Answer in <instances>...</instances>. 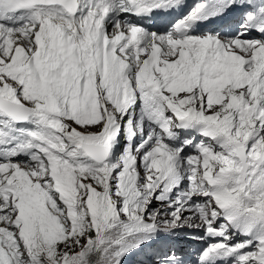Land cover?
<instances>
[{
  "label": "snow or ice",
  "instance_id": "snow-or-ice-1",
  "mask_svg": "<svg viewBox=\"0 0 264 264\" xmlns=\"http://www.w3.org/2000/svg\"><path fill=\"white\" fill-rule=\"evenodd\" d=\"M253 31L264 0H0V264H264Z\"/></svg>",
  "mask_w": 264,
  "mask_h": 264
},
{
  "label": "rangeland",
  "instance_id": "rangeland-1",
  "mask_svg": "<svg viewBox=\"0 0 264 264\" xmlns=\"http://www.w3.org/2000/svg\"><path fill=\"white\" fill-rule=\"evenodd\" d=\"M91 130H97L92 128ZM120 143L116 144L112 149V156L115 158L122 151L124 141L118 137ZM196 230L191 228H177L174 230V235L170 237V242L176 246L177 249L183 252H192L193 249L201 246V241L194 239ZM83 242V241H82ZM144 253L134 251L130 253L122 262V264H144Z\"/></svg>",
  "mask_w": 264,
  "mask_h": 264
},
{
  "label": "bare ground",
  "instance_id": "bare-ground-1",
  "mask_svg": "<svg viewBox=\"0 0 264 264\" xmlns=\"http://www.w3.org/2000/svg\"><path fill=\"white\" fill-rule=\"evenodd\" d=\"M228 12V11H227ZM222 15H225L226 13L224 12V13H221ZM95 131V130H94Z\"/></svg>",
  "mask_w": 264,
  "mask_h": 264
}]
</instances>
